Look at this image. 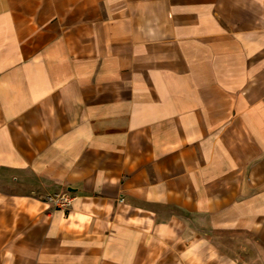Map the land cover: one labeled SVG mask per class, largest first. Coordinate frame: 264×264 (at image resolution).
Segmentation results:
<instances>
[{"label": "crops", "instance_id": "crops-1", "mask_svg": "<svg viewBox=\"0 0 264 264\" xmlns=\"http://www.w3.org/2000/svg\"><path fill=\"white\" fill-rule=\"evenodd\" d=\"M0 264H264V0H0Z\"/></svg>", "mask_w": 264, "mask_h": 264}, {"label": "built area", "instance_id": "built-area-1", "mask_svg": "<svg viewBox=\"0 0 264 264\" xmlns=\"http://www.w3.org/2000/svg\"><path fill=\"white\" fill-rule=\"evenodd\" d=\"M73 201V198L69 195V193H64L61 195H57L55 197H50L48 202L51 203L52 206L56 208H65L70 206Z\"/></svg>", "mask_w": 264, "mask_h": 264}, {"label": "rangeland", "instance_id": "rangeland-1", "mask_svg": "<svg viewBox=\"0 0 264 264\" xmlns=\"http://www.w3.org/2000/svg\"><path fill=\"white\" fill-rule=\"evenodd\" d=\"M50 198V197H49ZM49 198L47 199V201L49 200Z\"/></svg>", "mask_w": 264, "mask_h": 264}]
</instances>
